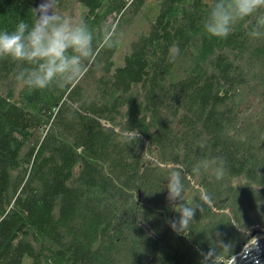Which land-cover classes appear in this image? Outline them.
<instances>
[{"label": "trees", "instance_id": "16d2710c", "mask_svg": "<svg viewBox=\"0 0 264 264\" xmlns=\"http://www.w3.org/2000/svg\"><path fill=\"white\" fill-rule=\"evenodd\" d=\"M34 2L0 0V31L31 25ZM213 3L58 0L94 30V48L106 23L119 34L146 4L148 20L120 63L119 43L97 49L63 87L30 88L16 76L34 65L0 58V264H201L210 248L227 264L249 232L264 234V36L248 35L264 9L221 38L203 27ZM217 158L222 179L192 174ZM175 168L184 202L203 208L185 235L168 223Z\"/></svg>", "mask_w": 264, "mask_h": 264}, {"label": "clouds", "instance_id": "9594fccd", "mask_svg": "<svg viewBox=\"0 0 264 264\" xmlns=\"http://www.w3.org/2000/svg\"><path fill=\"white\" fill-rule=\"evenodd\" d=\"M58 0H40L33 8L34 20L30 25L25 20L18 21L15 29L0 31V58L11 57L16 61L27 62L34 67L21 70L16 80L33 89H44L56 83L63 87L67 83L82 78L98 54L97 49L113 48L119 43L117 26L106 23L94 48V30L83 19L74 20L59 14L56 9ZM264 9V0H214L210 12L203 21L208 34L227 37L237 21L253 17ZM248 35L252 38L264 36V14L254 16ZM179 55V47L169 48V60ZM225 161L222 158L203 160L192 169V174L212 169L217 179H222ZM183 168L170 171L167 181V199L178 205V219L169 220V226L178 234H184L194 220L201 204L184 202L185 185L182 178ZM186 175V174H185ZM200 199L207 203L211 195L201 190ZM216 237L225 254L230 252V243H225L220 234ZM201 264H216L217 251L210 248L207 253L200 252Z\"/></svg>", "mask_w": 264, "mask_h": 264}, {"label": "rangeland", "instance_id": "374dc122", "mask_svg": "<svg viewBox=\"0 0 264 264\" xmlns=\"http://www.w3.org/2000/svg\"><path fill=\"white\" fill-rule=\"evenodd\" d=\"M146 11L147 4L142 8L140 13L133 18L129 25H125L120 29L118 34L120 48L116 54V61L118 63L122 61L123 55L129 52L131 42L147 28L148 20L146 19ZM152 12L154 11L152 10ZM110 21H113V18H110ZM257 237H264V234L258 231L249 232L248 242H253Z\"/></svg>", "mask_w": 264, "mask_h": 264}, {"label": "water", "instance_id": "95a60500", "mask_svg": "<svg viewBox=\"0 0 264 264\" xmlns=\"http://www.w3.org/2000/svg\"><path fill=\"white\" fill-rule=\"evenodd\" d=\"M39 3L40 0H35L33 8ZM231 264H264V237H257L241 255L234 256Z\"/></svg>", "mask_w": 264, "mask_h": 264}, {"label": "built area", "instance_id": "2783aa9c", "mask_svg": "<svg viewBox=\"0 0 264 264\" xmlns=\"http://www.w3.org/2000/svg\"><path fill=\"white\" fill-rule=\"evenodd\" d=\"M250 243H251V242H247V243L244 245L242 251H241L240 253H238L237 255H241V254L243 253L244 249H245ZM233 258H234V257H232V258L228 261L227 264H231Z\"/></svg>", "mask_w": 264, "mask_h": 264}]
</instances>
